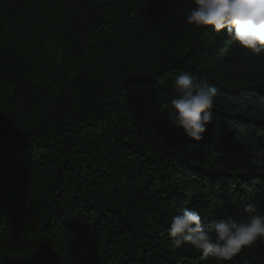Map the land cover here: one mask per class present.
<instances>
[{
  "label": "trees",
  "instance_id": "16d2710c",
  "mask_svg": "<svg viewBox=\"0 0 264 264\" xmlns=\"http://www.w3.org/2000/svg\"><path fill=\"white\" fill-rule=\"evenodd\" d=\"M192 6L0 0V264H216L171 217L264 215V53ZM180 72L218 92L201 142L166 122ZM225 264H264V240Z\"/></svg>",
  "mask_w": 264,
  "mask_h": 264
},
{
  "label": "clouds",
  "instance_id": "9594fccd",
  "mask_svg": "<svg viewBox=\"0 0 264 264\" xmlns=\"http://www.w3.org/2000/svg\"><path fill=\"white\" fill-rule=\"evenodd\" d=\"M192 4L185 15L188 25L215 33L225 30L241 48L256 55L264 53V0H192ZM173 87L177 96L166 122L189 140L203 141L215 117L216 87L196 83L188 72H180ZM244 212L240 219L228 217L206 224L198 211L185 207L171 217L166 236L176 248L189 245L203 258L225 264L243 248L264 240V215L257 205L248 203Z\"/></svg>",
  "mask_w": 264,
  "mask_h": 264
}]
</instances>
